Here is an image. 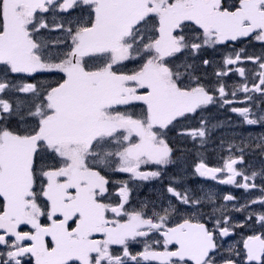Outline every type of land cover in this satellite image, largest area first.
<instances>
[{
    "label": "snow or ice",
    "instance_id": "6c2138e0",
    "mask_svg": "<svg viewBox=\"0 0 264 264\" xmlns=\"http://www.w3.org/2000/svg\"><path fill=\"white\" fill-rule=\"evenodd\" d=\"M217 105L264 129V0H0V264H264V133L190 173L170 135Z\"/></svg>",
    "mask_w": 264,
    "mask_h": 264
},
{
    "label": "flooded vegetation",
    "instance_id": "af4514ba",
    "mask_svg": "<svg viewBox=\"0 0 264 264\" xmlns=\"http://www.w3.org/2000/svg\"><path fill=\"white\" fill-rule=\"evenodd\" d=\"M219 58V54H217ZM238 100H243V96L239 95ZM235 106H241L237 103ZM229 106L220 107L219 105L212 108L210 113L205 115L211 120L213 125H217L211 131V139L206 145L201 147L198 143L197 146L193 147L191 140L180 139L176 136V133H170L173 142L182 151L185 157L184 168L190 173L195 163L202 155L209 166H220L222 158L227 159L228 145L240 144V137L243 135L247 137L249 135H259L264 133V129L258 126H247L241 124L240 117L236 113H232L229 110ZM223 141V143H222ZM248 163L255 169H259L264 164L258 154L246 156ZM148 170V169H145ZM117 180H127L126 174L119 175L116 177ZM260 181L257 180V183ZM168 183L167 179H164L163 184L158 180L152 181H129V186L132 187V198L133 203L138 205L143 201H156L161 195V190ZM188 183L190 186L195 187L199 191V195L204 196L205 193H212L217 198L218 204H223V195L231 193L237 196L240 203H243V199L246 198L247 193L243 189H238L232 185L220 184L218 181L211 180L209 178L202 177H188ZM202 189V191H200ZM237 215H240L239 213Z\"/></svg>",
    "mask_w": 264,
    "mask_h": 264
}]
</instances>
